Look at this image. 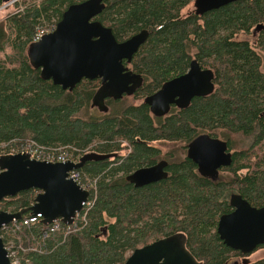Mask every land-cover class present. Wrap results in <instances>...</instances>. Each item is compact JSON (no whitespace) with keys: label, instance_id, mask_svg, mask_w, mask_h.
<instances>
[{"label":"trees","instance_id":"16d2710c","mask_svg":"<svg viewBox=\"0 0 264 264\" xmlns=\"http://www.w3.org/2000/svg\"><path fill=\"white\" fill-rule=\"evenodd\" d=\"M80 1H16L15 11L0 20V155L19 150L27 140L40 150L55 153L61 148L79 159L86 152L100 157L124 147L129 152L112 161H86L80 170L92 188L85 221L73 231L46 237L43 220L18 231L11 239L18 264H123L135 248L175 232L186 236L199 264H234L229 263L231 255L244 254L224 245L216 231L219 216L230 210L227 182L201 177L191 160L174 158L172 151L167 178L134 187L125 175L153 158L155 149L144 142L163 140L177 148L209 130H221L225 138L227 130L254 133L255 142L263 135V60L240 34L264 24V0H236L203 14L182 12L194 0H104L95 18L118 41L148 31L131 61L144 78L136 94L154 92L183 73L192 59L214 71L212 94L194 97L187 107H174L159 118L141 97L138 103L130 98L113 101L107 113L96 112L90 104L97 80L82 79L63 89L31 65L27 47L36 32L55 25L69 4ZM254 46L264 51V34ZM242 163L241 155L232 166L238 170ZM237 187L256 203L263 202L264 171L237 177ZM35 194L29 188L5 197L0 209L28 207ZM236 264H264V257Z\"/></svg>","mask_w":264,"mask_h":264},{"label":"water","instance_id":"95a60500","mask_svg":"<svg viewBox=\"0 0 264 264\" xmlns=\"http://www.w3.org/2000/svg\"><path fill=\"white\" fill-rule=\"evenodd\" d=\"M233 1L236 0H194L193 10L196 14H203ZM104 7V0L69 4L55 28L27 47L31 65L40 69L44 79L63 89H72L83 78L100 79L91 102L99 111L107 110L106 97H120L122 92L132 93L140 86L142 77L129 71L124 60L130 61L148 37L147 30H141L118 41L112 29L95 18ZM261 27L262 23L256 25L257 29ZM212 79V70L202 68L196 59H192L186 72L165 81L159 89L147 95L144 102L153 115L163 116L171 105L183 109L192 98L212 93ZM226 147L225 141L200 134L189 141L187 157L197 164L201 175L213 176L221 165L230 162ZM82 160L48 162L31 158L27 153L1 154L0 200L29 188L35 189L36 194L28 207L13 212L0 209V228L25 213L42 212L45 224L55 219L71 222L90 194L67 177L69 170L82 165ZM164 164L165 161H160L139 168L126 179L136 187L148 184L166 176ZM230 204L233 209L218 219L219 238L234 250L250 253L264 243V207H253L237 194L231 195ZM186 240L183 233L158 238L134 249L123 264H199L186 249ZM7 253L0 236V264H11Z\"/></svg>","mask_w":264,"mask_h":264},{"label":"flooded vegetation","instance_id":"af4514ba","mask_svg":"<svg viewBox=\"0 0 264 264\" xmlns=\"http://www.w3.org/2000/svg\"><path fill=\"white\" fill-rule=\"evenodd\" d=\"M193 9V8H192ZM263 24V23H262ZM137 33V32H136ZM262 33L264 34V24H263V27L261 28H256V26L253 27V30L251 31V35H256L257 36V39L259 37V34ZM135 34V33H134ZM133 35V34H132ZM131 36V35H130ZM128 36V37H130ZM128 37L126 38H123V40L127 39ZM244 39V38H243ZM122 40V41H123ZM244 40H247L250 42L249 38L247 39H244ZM255 50H257V48L254 47ZM133 57V56H132ZM131 61H132V58L130 61H125L124 60V65L128 68L129 71H131L132 73L134 74H137V75H140L142 77V80H141V84L140 86L135 90L133 91L132 93H128L126 91L122 92L121 93V96L120 97H112V96H108L104 99V103L105 105L107 106V110L106 111H99L97 109V107L95 106H92L90 104V107L96 111V112H99V113H107L110 109V105L113 101H118V100H126V98H130L132 101H134L135 103L139 102L140 101V97H141V100L144 102V98L153 93V92H150L148 93L147 95H144V96H140L139 94H136L137 90L139 88L142 87V83L144 81V78L142 76L141 73L135 71V69H133V67L131 66ZM190 63V62H189ZM200 64V63H199ZM200 66L202 68H208V67H203L201 64ZM189 67V65H188ZM187 67V69H188ZM262 69H263V63H262ZM187 69L184 71L186 72ZM208 69H211V68H208ZM212 70V69H211ZM183 72V73H184ZM213 72V85H214V89H213V92L215 90V82H214V77H215V74H214V71L212 70ZM182 74V73H181ZM180 75V74H179ZM177 76V75H176ZM174 77V76H173ZM172 78V77H171ZM84 79V78H83ZM170 79V78H169ZM97 80V87L95 89V91L97 90V88L100 86V79H95ZM168 80V79H167ZM165 80V81H167ZM164 81V82H165ZM162 82L161 85L164 83ZM160 85V86H161ZM160 88V87H159ZM158 88V89H159ZM94 91V93H95ZM156 91V90H155ZM154 91V92H155ZM212 92V93H213ZM93 93V94H94ZM210 93V94H212ZM210 94H207V95H203V96H196V97H206ZM193 99V98H192ZM127 101V100H126ZM92 102V100H91ZM145 103V102H144ZM148 107V110L150 112V114L154 117H163L165 115H167L172 108H178L176 107L175 105H171L170 107V110L167 114L163 115V116H155L151 113L150 111V108L149 106L147 105ZM180 109V108H178ZM259 116L262 118V122L264 123V110L261 111L259 113ZM200 134H208L209 136L213 137V138H218L222 141H225L226 142V150H225V153L229 154L230 156V162L228 165H221L218 169H217V174L213 175V176H207V175H201L198 171V166L196 163H194L190 158L187 157V145L189 143L186 142L183 144V151H184V154L185 156L191 160V162L195 165L196 167V172L203 178L207 179V180H211V181H215V182H218V181H225L228 183V186L230 188V192L228 193V198H227V203L228 205L230 206V210L231 211L233 209V207L231 206L230 204V197L231 195L233 194H237V195H240L241 198H243L244 200H246L251 206L253 207H256V208H263L264 207V201L261 202V203H256L254 200H251L247 195H244L243 193H240L236 188L237 187V177H241V178H247L249 176H252L253 175V172L254 171H264V133L263 135L259 138V140L257 142H255V136L256 134L252 133V134H249V135H244L242 132H239V131H226V138L224 136H222L223 134H221V130L219 133H217L216 131H202V132H199L196 136L200 135ZM195 136V137H196ZM194 138V137H193ZM239 139L240 141L237 143L236 140ZM248 141L247 143H243V141ZM161 142H164V143H161ZM145 145L149 146V147H153L155 150L154 154H153V158H151V161L149 162H145V164H142L136 168H134L132 171H130L129 173H127L125 175V179H126V176L132 172H134L135 170L139 169V168H142V167H150V166H153V165H156L157 163H159L160 161H165V164L163 165V171L166 173V176L163 177V178H160V179H157L155 181H152L150 183H154V182H158L162 179H165L168 177V174H169V171H168V166L170 164V161H171V158L167 155H169L170 151L169 150H166L165 149V152L162 150L161 146H167L169 145V142L168 141H159V140H153V141H150V142H144ZM123 146V145H121ZM254 151V152H253ZM129 152V149H121L120 151H117V152H114V153H109V154H104V156L100 157L101 154L99 153H96V152H86L87 153V156H85L84 158L82 157L80 160L83 161L82 165L79 167H83L84 164H86V161H97V160H104V159H107V161H112L114 159H116L117 157L119 156H125L127 153ZM256 154L258 155V158L256 156ZM242 155V158H243V163L241 164L242 167L240 169H236L235 165H233V162L235 159L239 158L240 156ZM172 157H174L173 153H172ZM255 164L257 165L258 168H256ZM225 167H230L229 170H225ZM127 180V179H126ZM131 183V182H130ZM148 183V184H150ZM133 184V183H132ZM147 185V184H145ZM134 187H136L134 184H133ZM144 186V185H142ZM142 186H139V187H142ZM228 211V212H229ZM219 219V218H218ZM218 223V222H217ZM216 229H217V226H216ZM217 231V230H216ZM175 233H178V232H175ZM173 234V233H172ZM219 236V235H218ZM165 237V236H164ZM156 240V239H155ZM221 240V239H220ZM154 241V240H153ZM151 241V242H153ZM222 241V240H221ZM149 242V243H151ZM147 243V244H149ZM223 243V242H222ZM224 244V243H223ZM146 245V244H145ZM225 245V244H224ZM144 246V245H142ZM227 246V245H226ZM262 246V247H261ZM264 243L263 244H260L258 245L252 252L250 253H242L244 254L242 257H240L241 260L243 259H246L248 262H250L249 260V256L256 252L257 250H260V249H263L264 250ZM141 247V246H139ZM185 247L186 249L193 255V253L190 251V249L187 247V240H186V243H185ZM228 247V246H227ZM138 248V247H137ZM230 248V247H229ZM136 249V248H135ZM232 249V248H230ZM234 250V249H232ZM235 251H239V250H235ZM194 256V255H193ZM195 257V256H194ZM196 259V258H195ZM238 259V258H237ZM240 260V261H241ZM230 262H233V263H236V260L234 258H231L229 259Z\"/></svg>","mask_w":264,"mask_h":264},{"label":"built area","instance_id":"2783aa9c","mask_svg":"<svg viewBox=\"0 0 264 264\" xmlns=\"http://www.w3.org/2000/svg\"><path fill=\"white\" fill-rule=\"evenodd\" d=\"M48 29L38 30L34 36V40H38L41 36L46 33ZM21 152H28L32 156L36 157L40 160L46 161H60L64 162L66 160L76 161V157L72 155L70 152L65 151V149L59 148V151L53 153L49 150H40L34 142L27 140L19 149ZM68 177L77 182L83 189L91 190L92 183L86 178L83 177V173L80 170H71L69 171ZM91 194V193H90ZM90 198V196H89ZM83 203V206L79 212H76L72 221L69 223H64L60 219L53 220L51 223L47 225V227L42 231L44 237L54 232H64L68 233L70 231L75 230L81 224V222L85 221L86 212L85 209L90 205V199ZM43 218V214L41 212L35 214H26L19 220H13L9 224H3L0 228V235L4 238H8L7 251L8 256L10 258L11 264H18L19 258L17 254V249L14 243L11 241L13 239V235L18 231H21L24 228H28L29 226L35 224L39 220Z\"/></svg>","mask_w":264,"mask_h":264},{"label":"rangeland","instance_id":"374dc122","mask_svg":"<svg viewBox=\"0 0 264 264\" xmlns=\"http://www.w3.org/2000/svg\"><path fill=\"white\" fill-rule=\"evenodd\" d=\"M16 1H21V0H7V1H3L1 6H0V20L3 19L2 17L6 14V13H13L16 9L15 5H14V2ZM193 8V5H192V2L185 8L183 9V13L187 12L189 9H192ZM44 28H51L52 27V24L49 23V24H46L45 26H43ZM240 38H244V39H247L249 38L250 40V44L257 48L258 52L261 54V57H262V60H263V69H264V51L261 50L260 48L254 46L256 45V42H257V36L256 35H251V32L249 34H240ZM128 98H126L127 100ZM142 101V100H141ZM240 140L237 139L236 142L238 143ZM248 141H243V143H247ZM161 143H164V142H161ZM177 145V148L176 146L173 144V143H169V145L167 146H161L162 150L165 152V149L166 150H169V151H172L173 155H174V158H178L180 157L181 155H185L184 154V151H183V145L182 144H176ZM264 257V250L263 249H260V250H257L256 252L252 253L250 256H249V260L250 261H256L260 258H263ZM231 258H234L236 261H240V256H237V255H234L232 254L231 255ZM238 258V259H237ZM230 263V261H229Z\"/></svg>","mask_w":264,"mask_h":264},{"label":"bare ground","instance_id":"6f19581e","mask_svg":"<svg viewBox=\"0 0 264 264\" xmlns=\"http://www.w3.org/2000/svg\"><path fill=\"white\" fill-rule=\"evenodd\" d=\"M210 11V10H209ZM148 32V31H147ZM43 78V77H42Z\"/></svg>","mask_w":264,"mask_h":264}]
</instances>
